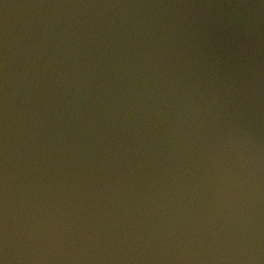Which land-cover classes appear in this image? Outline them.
<instances>
[{"label":"water","instance_id":"95a60500","mask_svg":"<svg viewBox=\"0 0 264 264\" xmlns=\"http://www.w3.org/2000/svg\"><path fill=\"white\" fill-rule=\"evenodd\" d=\"M4 264H264V0H0Z\"/></svg>","mask_w":264,"mask_h":264},{"label":"snow or ice","instance_id":"6c2138e0","mask_svg":"<svg viewBox=\"0 0 264 264\" xmlns=\"http://www.w3.org/2000/svg\"><path fill=\"white\" fill-rule=\"evenodd\" d=\"M0 264H4L3 260H0Z\"/></svg>","mask_w":264,"mask_h":264}]
</instances>
